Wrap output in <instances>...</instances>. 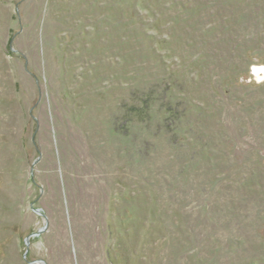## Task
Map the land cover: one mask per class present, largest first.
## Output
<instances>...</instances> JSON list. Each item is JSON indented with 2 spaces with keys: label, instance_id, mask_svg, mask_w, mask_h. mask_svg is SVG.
<instances>
[{
  "label": "rangeland",
  "instance_id": "1",
  "mask_svg": "<svg viewBox=\"0 0 264 264\" xmlns=\"http://www.w3.org/2000/svg\"><path fill=\"white\" fill-rule=\"evenodd\" d=\"M0 264H264V0H0Z\"/></svg>",
  "mask_w": 264,
  "mask_h": 264
},
{
  "label": "water",
  "instance_id": "2",
  "mask_svg": "<svg viewBox=\"0 0 264 264\" xmlns=\"http://www.w3.org/2000/svg\"><path fill=\"white\" fill-rule=\"evenodd\" d=\"M35 211H36L38 214L42 215V213L40 212V210H35ZM43 231H44V229L40 230L38 233H35V234H33V235L28 236V237L26 238V245L29 246L32 237H37V236L41 235V233H42ZM26 255H27V252H26ZM26 255H25V256H26Z\"/></svg>",
  "mask_w": 264,
  "mask_h": 264
}]
</instances>
